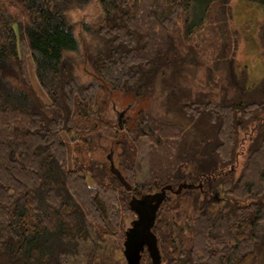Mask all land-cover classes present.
<instances>
[{
  "label": "trees",
  "instance_id": "16d2710c",
  "mask_svg": "<svg viewBox=\"0 0 264 264\" xmlns=\"http://www.w3.org/2000/svg\"><path fill=\"white\" fill-rule=\"evenodd\" d=\"M91 1L0 0V264H70L82 243L91 245L86 264H93L95 241L120 239L123 218L135 215L132 196L183 182L201 187L174 195L176 208L157 209L161 264H264V79L250 85L232 69L227 0H205L194 20L190 0H96L101 14L73 23L70 14ZM216 4L221 43L202 89L194 73L204 57L182 38L205 26ZM77 32L89 37L82 57L96 80L82 82L76 71ZM259 40L264 56V22ZM159 88L171 119L143 110L132 128L107 119L110 93L133 97L126 114ZM102 138L121 150V179L101 161L74 156ZM140 141L147 176L137 183ZM194 191L187 214L181 205Z\"/></svg>",
  "mask_w": 264,
  "mask_h": 264
},
{
  "label": "rangeland",
  "instance_id": "374dc122",
  "mask_svg": "<svg viewBox=\"0 0 264 264\" xmlns=\"http://www.w3.org/2000/svg\"><path fill=\"white\" fill-rule=\"evenodd\" d=\"M205 0H190V10L187 15L190 19L194 18V9L203 5ZM219 5H214L209 13V19L205 26L197 30L192 37L189 39H183L182 43L186 46H195L197 51H199L200 56L203 55L202 65L197 68L194 73V81L197 86H201L207 89L206 86V65H210L212 61L216 59V54L221 43L216 26L214 25V16ZM226 10H224L222 18L225 19L226 25L225 29H228V34L226 39L231 41V46L229 49L228 57L232 63V69L238 74L246 75V80L248 84L254 85L259 83L262 78L264 79V56L262 55V45L259 40V30L261 24L264 22V6L255 5L253 3L244 0H227L225 5ZM101 14V7L96 0H92L89 4L76 8L70 14V20L73 23H86L92 22ZM225 14V15H224ZM228 17H230L228 19ZM228 19V22H227ZM198 22H194L196 24ZM178 26L182 27V18H179L176 22ZM222 26V27H223ZM235 31L238 37L237 46L235 47ZM77 36L80 42V53L74 58L77 59V73L79 74L80 80L82 82L93 81L97 79V76L93 70L90 62L87 61L86 57H82L86 53L87 43L90 42L88 35L85 33L81 34L77 32ZM184 49V47H182ZM83 54V55H82ZM86 55V54H85ZM222 63H220V67ZM211 66V65H210ZM224 67V65L222 66ZM213 77L217 81H222V74L219 72H214ZM160 88L149 92L145 98L136 103L132 110H129L126 114L123 112L121 115L118 113L122 112L129 103L133 101L131 95L121 94V93H110V104L107 119L111 121L113 125L120 123L121 126L125 128H132L135 124V120L131 124V118L137 114L139 110L145 111L147 114L155 118L171 119L173 116L170 112H167L163 105V99L161 97ZM110 106H118L120 108L114 111L110 110ZM107 108V107H106ZM114 109V108H113ZM128 116V117H127ZM129 118V119H126ZM118 119V120H117ZM67 141V149L69 152V157L71 156V142ZM146 141H140L137 144L138 149V160L140 164V169L138 171V177L136 182L139 183L146 180L147 172V159H146ZM120 148L114 144L111 139H101L100 142H95L93 148L90 151L83 150L79 154H74L77 157V161L87 163L89 160L94 159L103 162L107 166H111L114 172L117 171V166L119 164V154ZM109 156V158H107ZM241 162V159L240 161ZM190 168L188 166H183L180 169V175L186 176L189 173ZM188 183V182H187ZM148 194L158 192L154 187L148 191ZM188 198V202L184 201L182 209L186 210L187 214L192 210V204L195 202L197 197V192L194 191ZM180 195L172 196L171 201L167 202V208H176L177 201ZM220 196V195H219ZM219 196H216L218 198ZM196 199V200H195ZM196 203V202H195ZM220 202L217 201L213 207L212 211L217 210L220 207ZM211 211V212H212ZM134 216H126L123 218V226L120 239L113 236L107 235L104 237L103 241L96 240L95 243L99 246V257H97L93 264H126V259L123 254L124 242H125V232L130 226V222L134 219ZM91 245L89 243H82L80 255L75 260H72L70 264H86V256L91 250ZM149 258V255L144 252V255L140 257V264H144Z\"/></svg>",
  "mask_w": 264,
  "mask_h": 264
},
{
  "label": "water",
  "instance_id": "95a60500",
  "mask_svg": "<svg viewBox=\"0 0 264 264\" xmlns=\"http://www.w3.org/2000/svg\"><path fill=\"white\" fill-rule=\"evenodd\" d=\"M110 170L117 177H119V179H121L118 171L114 172L111 166H110ZM199 187H201V184H199ZM191 188H193L192 184L183 182L177 185V187H172L171 185H167L161 188L158 193L149 195V200L151 202H155L152 205L151 211L147 212V215H145V220L142 222L140 230L139 232H137L138 234L130 238L126 236L125 238L123 254L126 259V264H140V257L142 255L145 246L147 248V252L151 264H161V256L157 245V238L152 232V227L154 224V219L157 209L159 208L163 200L167 201L170 198L168 195L165 196H161V195L165 193L166 190H169L170 193L177 195L182 190H188Z\"/></svg>",
  "mask_w": 264,
  "mask_h": 264
},
{
  "label": "flooded vegetation",
  "instance_id": "af4514ba",
  "mask_svg": "<svg viewBox=\"0 0 264 264\" xmlns=\"http://www.w3.org/2000/svg\"><path fill=\"white\" fill-rule=\"evenodd\" d=\"M121 113H123V112L118 113L117 116L119 114H121ZM189 184H192L193 185V188H191V190H197V188L199 187L200 182L197 183V184H195L193 182L192 183H189ZM199 189H200V187H199ZM200 191H202V190H200ZM158 192H155V193H158ZM165 195H168L170 198L167 201L166 200H163L162 203H164V202H170L172 196H174L175 194L170 193L169 190H166L165 193H163L161 196H165ZM216 195L217 194H213L212 195L213 199L216 198ZM131 202H132V205H133L132 206L133 207V210L135 211V215H134L135 218L130 222V226L126 230V232L124 234L125 235V238H126V236H128V238H130V237L135 236L136 234H138L137 232H139L140 227H141V224L145 220V215H147V212L151 211L152 205L155 203V202H151L149 200V195L148 194L143 195L140 199H136V198H134L132 196L131 197ZM145 251L148 254L146 246L144 247V250L142 252V255H144V252Z\"/></svg>",
  "mask_w": 264,
  "mask_h": 264
}]
</instances>
